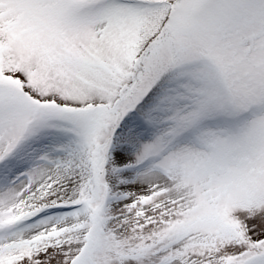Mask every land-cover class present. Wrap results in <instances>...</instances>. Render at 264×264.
<instances>
[{
  "label": "snow or ice",
  "instance_id": "snow-or-ice-1",
  "mask_svg": "<svg viewBox=\"0 0 264 264\" xmlns=\"http://www.w3.org/2000/svg\"><path fill=\"white\" fill-rule=\"evenodd\" d=\"M0 264H264V0H0Z\"/></svg>",
  "mask_w": 264,
  "mask_h": 264
}]
</instances>
